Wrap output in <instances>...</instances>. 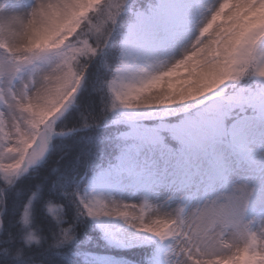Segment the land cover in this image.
Here are the masks:
<instances>
[{"label": "snow or ice", "instance_id": "1", "mask_svg": "<svg viewBox=\"0 0 264 264\" xmlns=\"http://www.w3.org/2000/svg\"><path fill=\"white\" fill-rule=\"evenodd\" d=\"M17 7L24 8L22 4ZM202 7L194 0H158L145 11H138L127 0H98L92 4L88 0H36L29 10L21 43H0L10 64V91L15 94V85L23 84L20 110L27 112L40 93L59 108L46 124L29 119L31 133L18 127L16 136L10 138L12 142L0 146V178L7 186L44 156L52 136L75 131L57 130L55 123L74 102L89 62L108 45L118 18L130 12L132 19L120 34L118 65L111 70V78L101 84L112 97L102 119L112 114V124L127 125L128 130L120 132L116 140L133 143L118 145L120 151L114 161L95 171L89 185L107 189L126 185L145 197L167 191L169 200H179L183 205L175 209V216L148 217L143 211L151 208L147 199L140 203V214L130 215L126 209L135 205L87 190L83 194L65 192L66 197H75L71 202L77 214L73 223L60 227L51 247L78 244L76 222L81 217L100 221L101 229L105 227L103 220L114 218L167 241L168 264H178L180 256L188 264H264V230L257 231L249 215L256 189L233 179L235 170L244 166L258 177L259 215L264 223V23L259 19L264 0H215L203 13ZM201 15L203 19L198 20ZM194 25L198 28L195 39L169 63L167 52L179 45ZM3 65L0 60V69ZM27 65H31V71L25 81ZM182 66L215 77L198 100L199 107L189 111L193 105L187 104L177 122L161 119L154 126L142 123L155 116L172 115L176 109L136 111L121 97L131 90H146V85ZM230 82H240V86ZM93 126L87 120L81 125ZM168 138L176 142V147L167 142ZM147 152H158L159 159L141 160V154ZM193 187L203 191L204 199L215 198L203 207L192 208L186 201L191 199ZM218 188L230 191L219 195ZM3 204L0 188V208ZM61 209L62 205H49L48 209L58 222ZM21 220L24 226H30L28 205ZM230 233L238 235L240 243L225 241ZM105 234L110 243L127 246L123 238ZM205 237L216 238L225 251H206L202 247ZM23 241L25 246L40 245L41 237L29 227ZM23 253V246L14 252L6 249L4 264H8V257L23 259ZM62 259L64 264H108L102 257L81 252L66 253Z\"/></svg>", "mask_w": 264, "mask_h": 264}, {"label": "trees", "instance_id": "2", "mask_svg": "<svg viewBox=\"0 0 264 264\" xmlns=\"http://www.w3.org/2000/svg\"><path fill=\"white\" fill-rule=\"evenodd\" d=\"M145 1L140 0L139 6L143 7ZM130 19L131 14L125 12L118 18L113 36L102 51L104 55L100 61L93 59L89 62L74 102L55 123L57 130L75 131L52 136L42 160L15 178L4 192L0 216V264H4L6 259V249L14 252L22 246L23 259L8 257V264H64L62 257L72 252L110 254L141 264L148 257L150 245L118 247L105 243L87 217L76 222L78 244L60 249L51 247L60 227L73 223L77 214L76 206L71 202L75 197H66L64 193L82 192L93 172L107 162H113L118 154L121 141L116 140V136L124 125H114L108 118L102 119L107 93L101 81L107 79L106 75L115 65L118 33ZM85 120L94 126L82 128ZM34 192L36 195L33 197ZM29 197L30 227L41 237L40 245L25 246L23 241L25 233L20 213ZM48 204L62 205L59 222L47 213L45 206Z\"/></svg>", "mask_w": 264, "mask_h": 264}, {"label": "rangeland", "instance_id": "3", "mask_svg": "<svg viewBox=\"0 0 264 264\" xmlns=\"http://www.w3.org/2000/svg\"><path fill=\"white\" fill-rule=\"evenodd\" d=\"M139 1L140 0H127V4L129 6L134 7L135 10L145 11L149 5H155L156 3H158V0H146L144 2V6L140 7ZM97 2H98V0H94L93 3H97ZM210 2H211L210 4H214L215 0H210ZM205 11H207V8L201 9L202 13ZM125 13H127L129 15L131 14L130 12H127V11H125ZM27 17H29V11L27 12L25 9H20V8H18V9L17 8H10L6 12L5 15L0 17V43H3L6 41L10 45L11 44H19L18 42L11 41L7 38L8 32L10 31V26L17 21L15 24L14 30H15V34L19 38H21V36L24 32V26H25V25H22V19L27 18ZM20 19H21V21L19 22ZM131 19H132V15H131ZM200 19H203V15L198 17V20H200ZM126 27H127V25L125 26V28L122 31H120L118 33L119 34L118 35L119 46H118L117 58L115 61V65H113L112 68H110L109 73L106 75V77L108 76L106 80L111 78V70L114 69L118 65L119 51H120V46H121L120 45V34L126 29ZM190 31H191V33H190ZM190 31L188 32V34L196 35L198 32V28L194 25L190 29ZM186 41L188 42L187 43V45H188L190 43V40L187 39ZM178 46L179 45H177L175 48H173V49H175V50H173V54L180 56L181 52H180V48ZM103 49L105 50V48H103ZM103 49L100 50V52L97 54V56L94 57L93 59L100 61V59L104 55L102 52ZM18 55L24 56L27 54L18 53ZM0 60L4 61L3 68L0 69V72L3 73L2 77H0V146H7L8 143L12 142L10 138L16 136L18 127L25 132L31 133L32 129L29 126V124L27 123V121L29 119H34L36 122H38L40 124H46L50 119H52V117H54L59 112V108L54 106V104H52L49 108L46 109L47 112L39 114L36 117H34L32 115L30 116L29 111L31 110V107L29 108V110L27 112L21 111L20 108L18 107V103L22 102L23 85H22V83L19 84L18 90L15 94H13L10 91V88L12 87V84L10 83V76L8 74V69L10 68V64L8 62V59H7V53L5 52V50L3 48H0ZM42 66L45 68L48 67V65H42ZM30 71H31V65H27L25 68V76H24L25 81H27V78L30 75ZM230 83H236L237 87L240 86V82H230ZM16 85H18V84H16ZM33 90H34V88L32 89V91ZM104 90L107 93L106 100H107V106H108L112 102V97L106 88H104ZM226 91H230V89H226ZM129 92L130 91L126 92L121 97V99L124 100L125 102L129 103V104H132L134 106V110H136V111H157V112H160V111H171L174 109V108H171V109H150V107L146 108L145 106H143V105L141 106L140 104H138L137 100H134L133 98L130 99L128 97ZM13 95L15 96V98H10ZM198 107H199V104L190 108L189 111H195L196 108H198ZM183 115H184L183 111L175 110L172 112V115L165 116L162 118L159 116H155V117L146 119L142 123L146 124L147 126H154V125L158 124L161 121V119H163V121H165V122L173 123V122L179 121L183 117ZM107 118L111 122L114 117L112 114H109V116ZM22 125H24L26 129H23ZM127 130H128V126L124 125V128L120 132L127 131ZM167 142L171 146L176 147V142L173 141L171 138H168ZM131 143H133V141H131V140L125 141V142L121 141L120 145L122 146L123 144H131ZM49 144H50V141H49ZM49 144H48V148H49ZM48 148H47V150H48ZM47 150H46V152H47ZM119 151H120V148H119ZM119 151H118V153H119ZM46 152H45V154H46ZM145 157H147L149 160H151V157H155V160H158L159 154H158V152H147V154L145 156L143 154H141L140 158H141V160H144ZM42 158L40 160H38L35 164H37L39 161H41ZM7 162H9V161H5V163H7ZM109 163L110 162H107V164L104 166V168L108 167ZM203 163H204V166L207 167L208 160H205ZM35 164H33V165H35ZM101 167H99V168H101ZM99 168H97V170H95V171H98ZM233 179L238 183L247 184L249 187H254L256 189V194H254V196L252 197V200H251V206L252 207H251V210L249 212V215H250V219H253V221H254V228L257 231L264 230V225H263V228L260 225L261 218L259 215V210H260L261 205H260V201H259L260 181H259L258 177L253 172H251L246 166H244V167H239L235 170L234 175H233ZM88 182H89V180H88ZM10 185L6 186L4 184L3 179L0 178V188H3V198H4V192L7 190V188ZM86 190L89 192H92L96 195H102L106 199L117 200V201L129 203L130 205H135L134 207H129L128 209H126V211H128L130 215H138L141 213L142 208H141L140 203L144 202L145 199H147V202L151 205L150 209H143L145 214L148 213V217H154L157 215H159V216H175V214H176L175 209L178 206H183L179 200H174V201H172V202H174L173 213L170 211H166V212L161 211L160 213H158L157 209L161 208L159 200H160V202H162V199L164 197L165 202H171V200H169V193L167 191L161 192L159 195L149 194V195H147V197H145L143 194L137 192L133 187H130V186L122 185L118 188L107 189V188L90 186L89 183L86 184L85 188H83L82 192H80V193L83 194ZM191 191H192V197H191V199L186 201V203L192 208H194L198 205L200 207H203V205L205 203H208L209 200L215 198V196L213 195V196L208 197V199H204L203 191L202 190L197 191V189L195 187H193V189ZM229 191H230V188H227V189L218 188L216 194L224 195V194H227ZM29 200H30V197L27 199V201L25 202V204L23 206V209L21 210L20 220L22 218V215H23V212L25 210L26 205H28L29 213H30ZM49 205H57V204H48L47 206H45L47 213L53 219H55L53 214L50 213L48 210ZM2 208H3V206H2ZM2 208H0V216H1ZM60 215H61V211H60ZM90 220L93 222L94 227L100 232V235H101L103 241L107 244H110L113 246H118V247H129V246H134V245H150L151 250L149 252V255H148V257H146V259L144 260V263H142V264H168L169 249H168V242L167 241H160L157 237H155L151 234L141 233V232L131 228L130 226L124 224L123 221H120V220H117L114 218L113 219H105L102 221L103 224L105 225L104 229H101L99 227V224L101 223L100 221H95L93 219H90ZM55 221H57V219H55ZM21 223H22V220H21ZM22 227H23V231L25 233L26 231L29 230L30 226L26 227L23 225ZM30 229H31V227H30ZM105 233H108L109 235L115 236L118 238H123L127 242V246L119 245V244H115V243H110L109 239L106 238ZM224 239L228 243H240L239 236L234 234V233H230V234L226 235L224 237ZM202 247L206 251L207 250H213V251H215L217 253H221V254L225 251V249H223L220 246V244L217 243V240L214 237H211V238L205 237L203 239ZM88 254H90L93 257H102L108 261V264H141V263L133 262V261L126 259V258H122V257H118L115 255H110V254H104V253H88ZM178 264H188V261L185 259V257L180 256V257H178Z\"/></svg>", "mask_w": 264, "mask_h": 264}, {"label": "bare ground", "instance_id": "4", "mask_svg": "<svg viewBox=\"0 0 264 264\" xmlns=\"http://www.w3.org/2000/svg\"><path fill=\"white\" fill-rule=\"evenodd\" d=\"M94 0H88L89 4H92ZM186 2H193V0H186ZM194 2L202 5L204 8L211 7L213 4H210V0H194ZM36 3V0H0V17L6 14V12L10 8H20L17 7L18 4H22L27 12L30 8ZM27 18L22 19V25H25L27 22ZM21 19L19 20V22ZM17 22V21H16ZM10 26V31L8 32L7 38L11 41H15L21 43V38H19L15 34V24ZM191 33V31H190ZM198 34V32H197ZM196 34V35H197ZM196 35L186 33L184 39L179 44L181 55L183 54L184 49L190 46L191 42L195 39ZM187 39L190 40V43L187 45ZM173 50L170 49L166 54V59L169 63H171L174 59L179 58V55H174ZM27 54V53H24ZM214 76L210 72H193L187 67H181L177 69L175 72L168 73L163 76L160 80L152 83L151 87H147L146 90H132L129 92L128 97L134 100H137V103L141 106H145L146 108L150 107V109H171L174 108L177 111L187 107V104L191 103L194 106L198 105V100L202 99L205 95V89L210 87V84L214 80ZM23 85V84H22ZM19 84L15 86V93L17 92ZM35 88L33 92H35ZM10 98H15V96H11ZM53 102L50 98L43 94H37L32 102L31 113L32 116L36 117L39 114L47 112V108H49ZM23 129H26L24 125H22ZM144 156L147 153H142ZM151 160H155V157H151ZM161 208L157 209V212L161 211H170L173 213L174 202H165V198L163 197L162 202H160ZM158 203V204H159ZM261 221V220H260ZM263 228L264 223H260Z\"/></svg>", "mask_w": 264, "mask_h": 264}, {"label": "clouds", "instance_id": "5", "mask_svg": "<svg viewBox=\"0 0 264 264\" xmlns=\"http://www.w3.org/2000/svg\"><path fill=\"white\" fill-rule=\"evenodd\" d=\"M259 19H260L261 23H264V10H262L261 13L259 14ZM152 83H154V82H152ZM152 83L146 85L145 87L146 88L147 87H151L152 86Z\"/></svg>", "mask_w": 264, "mask_h": 264}]
</instances>
